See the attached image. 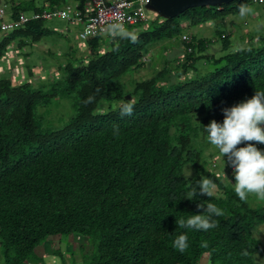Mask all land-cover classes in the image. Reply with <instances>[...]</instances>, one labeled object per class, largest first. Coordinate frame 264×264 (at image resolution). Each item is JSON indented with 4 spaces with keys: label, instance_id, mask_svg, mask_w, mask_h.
Wrapping results in <instances>:
<instances>
[{
    "label": "trees",
    "instance_id": "1",
    "mask_svg": "<svg viewBox=\"0 0 264 264\" xmlns=\"http://www.w3.org/2000/svg\"><path fill=\"white\" fill-rule=\"evenodd\" d=\"M36 1H42L40 8ZM72 1L82 8L84 0H30L11 11L16 17ZM251 1L191 9L178 17L185 18L187 29L195 28L237 16L239 6ZM158 17L135 37L124 27L125 33L113 32L106 45L101 37L88 40V56L68 54L51 81L41 80L49 72L39 73L36 85L28 82L31 73L18 85L0 78V264L264 261V245L254 237L264 225V203L251 195L239 200L231 167H225L227 175L208 169V158L219 153L203 128L211 120L222 121V107L264 91V30L247 34L235 47L216 27L211 40L191 37L185 45L177 18L160 23ZM49 34L41 23H29L2 36L0 59L10 41L39 44ZM212 41L220 43L219 56L208 53ZM158 47V59H148L160 66L154 78L133 79ZM167 47H175L177 54L165 59ZM201 62L203 73L197 67ZM63 103L72 110L69 116L63 110L65 119L50 118ZM126 104L130 113L124 111ZM200 177L217 185L214 194L186 200ZM209 202L224 212L215 217L217 227L189 230V248L183 253L174 249L172 241L185 232L175 219L199 214L197 204ZM57 238L71 240L63 253L52 242ZM47 244L53 263L35 252Z\"/></svg>",
    "mask_w": 264,
    "mask_h": 264
},
{
    "label": "clouds",
    "instance_id": "2",
    "mask_svg": "<svg viewBox=\"0 0 264 264\" xmlns=\"http://www.w3.org/2000/svg\"><path fill=\"white\" fill-rule=\"evenodd\" d=\"M69 3L70 2H64L63 5H70ZM148 11L153 12L150 9H148ZM28 12L29 11L22 13ZM251 12L252 9L245 4H241L238 8V14L241 17L251 14ZM12 17L14 18L13 14ZM67 32L68 28L64 33ZM1 34L8 35L6 33ZM132 34L134 37L138 35L135 33ZM186 36H189L191 39L190 35L186 34ZM212 42L216 44L215 41ZM86 43L82 45L84 48ZM145 59H148V55ZM145 59L143 62H145ZM179 59L182 60V55ZM124 111L130 113L131 105L126 104ZM221 113L223 116L221 122L211 120L207 126H203L204 131L207 133V142L218 150L219 155L224 159L225 163L232 168V180L234 181L232 186L239 200H246L250 194H256L259 199H264V148L261 146L264 145V91H255L251 98H246L230 107H222ZM238 145L243 146L237 147ZM210 165L208 169L214 171L215 165L211 163ZM186 174L188 178L191 176L189 166L186 170ZM216 187L217 185L212 180L200 177L198 181L196 180V184L187 190L186 200L194 201L196 197L200 196L211 197ZM197 208L202 209V212L199 214H184L186 218L180 220L175 219L177 227L185 229V232L177 235L172 241L173 248L181 253L189 248L187 235L189 230L208 231L214 229L217 227L215 217L224 215L223 210L212 202L207 203L205 206H201L198 203Z\"/></svg>",
    "mask_w": 264,
    "mask_h": 264
},
{
    "label": "rangeland",
    "instance_id": "3",
    "mask_svg": "<svg viewBox=\"0 0 264 264\" xmlns=\"http://www.w3.org/2000/svg\"><path fill=\"white\" fill-rule=\"evenodd\" d=\"M1 3H11V2H19V4H22L24 3L25 1L28 2L30 0H0ZM107 4L110 3V1L112 0H105ZM69 4H72L69 3ZM35 6L37 8H40L42 6V1H36L35 2ZM235 6V3H232V4H229V5H226V7H229V8H233ZM248 7H250L252 9V12L251 14L245 16V17H241L239 15L237 16H233L232 18L230 17V15L224 17V22H223V25H225V29L226 31H228L229 33H231L232 31H234V28H233V25L230 24L231 21H234L236 22L239 27H240V32L236 33L234 31V34L232 35V37L230 38V40L233 42V46H237V41L236 40V34L237 36L238 35H241V33H245V32H251V31H254L255 33L258 32V30L256 28H262L263 25L260 26V23L258 25H255L254 22L257 23L256 20H253V18H259L260 20H264V15H261L259 13V16L257 14V12L260 11V8L259 7H255V6H252V5H248ZM147 16L149 19H153V18H156L157 14H155L154 12H150V11H147ZM159 19V22L162 23L164 22V18L162 17H158ZM176 21L175 22H180V24H182V29H183V34H187V35H190L192 38H194L195 40H206V41H209L211 40L213 37V34H214V29H209V28H213V24L212 23H209L208 26L205 24V25H202V26H199V27H195V28H190V29H187L186 28V23H185V18L184 17H177V19H175ZM231 20V21H229ZM247 21V26L244 27L246 28L245 31L243 30V25L246 23ZM46 25H48V27L50 28H53V29H64L65 28V25L62 23V22H58V21H55L53 23H47ZM259 26V27H258ZM264 29H261L260 31H262ZM113 32H116V35H121V34H124L125 31H122V28H117L116 30L114 28H110L107 30L106 34H104L101 39H102V44H105L106 45V42L109 41V38L111 37V35L113 34ZM139 34V32H135V34ZM66 35L68 36L67 39L70 40V44H66V48H65V44L63 43V41H60V40H56L55 37H53V40H56L58 41L56 46L52 49V53L53 55L52 56H49V58L47 59H43L42 61H38V60H35V57H32L30 58L31 59V64H34V65H40V67H48L49 68V73L46 75V76H42L43 78L41 79L42 81H51L55 75H59V73H54L55 70L57 71V67H63V65L66 64L67 62V56L69 54L70 57L72 58H76V59H79V58H86L88 56L87 52H86V48H84V46H82L81 44H78V41L76 40L75 38V29L73 28H68V32L66 33ZM0 38H1V35H0ZM63 39V38H62ZM50 40H52V38H50ZM48 42L47 40H44L41 45L42 49L43 50H46L48 49V46H46L44 43ZM54 44V43H52ZM58 46H62L60 47L58 50L56 49V47ZM69 48H72V50L74 52H72V54H70V51H69ZM220 43L217 42L216 44L212 45L210 47V50L208 51L209 55H213V56H219L221 54L220 52ZM234 49V48H233ZM178 50L175 48V47H172V48H168L166 49V51H164L163 55L166 58H172L173 55L177 54ZM100 53H103V50H100ZM152 55V61L154 63L155 60L158 59L159 57V47L158 48H155L154 50H152V53L150 52L149 55H148V59L150 58V56ZM223 55V53H222ZM181 56V55H180ZM161 57V55H160ZM42 58V57H41ZM148 59H145V66L139 70V71H136L132 78L135 79V80H138V81H145V80H151L154 78L155 74L158 72V69L160 68V66L158 65H155L153 64L152 62H149ZM26 64H29L27 61H25V65ZM203 63H198L197 64V67H198V71L199 73H203L204 71V68L202 67ZM54 73V74H53ZM20 75V74H19ZM2 77V76H1ZM129 77H126L125 79L127 80ZM39 78H31L28 82L30 85H36L38 81H41ZM12 81V84L13 85H18L19 83H22L24 81H26V78H23L21 79L20 76H18L17 74H15V79H11ZM69 106L67 103H63V104H59L58 106H55L52 110H51V114H50V118H53V119H65L67 116H69V114L71 113V111L68 109ZM63 110H66L67 113L66 115L63 114ZM48 118V117H47ZM262 148H264V145H261ZM208 152H212V149H210V147L208 148ZM209 159V162L211 164H214L217 167H219V169H216L214 170V173L218 174L220 173V171L223 172V174L228 173V170H225V167H228V165L225 163V161L223 160L222 162V157L220 155H214L213 157H210L208 158ZM219 170V171H218ZM191 171V170H190ZM191 175H192V171H191ZM184 176H185V173H184ZM227 180H229V178L227 176H225ZM228 182V181H226ZM213 194H214V191H213ZM252 197H255L256 200H254V202H262L264 203V199H259L256 194H250ZM254 237L257 238L263 245H264V225L263 226H260L256 232L254 233ZM58 240H60V238H57L55 240H53L52 242H56L57 245L55 248H57L60 252H64L65 250V246L64 244L67 242V240H63V241H60V242H57ZM71 241V240H69ZM78 241V240H77ZM79 242V241H78ZM62 243V244H61ZM50 250V247H49V244L47 245H42L41 247H39L38 249L35 250L36 253H38V255H40L43 251H47V250ZM48 253V252H47ZM43 257L44 255L41 254ZM48 255H50L48 253ZM260 264H264V261H259Z\"/></svg>",
    "mask_w": 264,
    "mask_h": 264
},
{
    "label": "built area",
    "instance_id": "4",
    "mask_svg": "<svg viewBox=\"0 0 264 264\" xmlns=\"http://www.w3.org/2000/svg\"><path fill=\"white\" fill-rule=\"evenodd\" d=\"M148 4L149 0H114L109 4L105 0H87L82 9L63 5L52 10L19 13L14 18L5 6H0V32L10 34L31 22L61 21L67 28L75 29L76 39L83 45L90 39L102 37L110 28L128 27L132 33L144 30L153 20L147 16ZM252 4L263 5L264 0H252ZM180 41L188 45L191 39L182 35ZM190 52L187 49V53Z\"/></svg>",
    "mask_w": 264,
    "mask_h": 264
},
{
    "label": "crops",
    "instance_id": "5",
    "mask_svg": "<svg viewBox=\"0 0 264 264\" xmlns=\"http://www.w3.org/2000/svg\"><path fill=\"white\" fill-rule=\"evenodd\" d=\"M86 1L87 0H84V2L82 4V8L86 4ZM112 1H114V0H112ZM28 2L25 1L24 3H28ZM1 5H5L8 8L9 15H12L13 12L11 11V7L12 6H18L20 4L17 1L11 2V3H3V2L1 3V1H0V6ZM70 5L73 7L74 6H78V7L80 6V4L76 1H72V4H70ZM250 5L260 8V11L257 12L258 16H259V13L261 15H264V4L263 5H255V4H252V1H251ZM19 13H22V12H19ZM230 17L232 18L233 16H230ZM253 20L257 21V23L254 22L255 25H258L259 23H260V26L263 25L262 28H256L258 31H260L261 29H264V20H260L258 17L253 18ZM229 21H231V20H229ZM58 22H61V21H58ZM223 22H224V19L221 21H218L217 23L216 22H208V23H206V25L208 26L209 23H212L213 28H209V29H212V30L214 29V32H215V29L219 28L218 30L220 32L224 33L225 35H227L229 38L232 37V35L234 34V31L236 33L240 32V27L236 22H234V21L230 22V24H232L233 28H234V31H232L231 33L226 31L225 25H223ZM47 23H53V22H47ZM47 23H41V24H42L43 28L47 30L48 33L49 32L51 33V35L49 34V36L42 39L39 44H31V42L29 40L23 41V45L20 44V40H12L9 42V44L6 48V51L4 52V56L0 59V78L2 76V77L7 78L8 80L11 81V79L12 80L15 79V74H17L18 76L21 77V79H23L29 73H31L33 77L35 76V78H39V77H37V76H39V73L42 74V73L49 71L48 67L44 68V67H40V65L31 64L30 58L35 57V60H38V61H42L43 59H46V58L48 59L49 56L53 55L52 49L56 46V44L58 42L56 40L63 41V43L65 44V48H66V44L67 45L70 44V40L67 39L68 36L66 35V33L62 32V29L56 30V29L50 28V27H48V25H46ZM247 25L248 24L246 21V23L243 25V28L246 27ZM216 27H218V28H216ZM66 28H67V26H65L64 29H66ZM245 29L246 28H244L243 30L245 31ZM20 30H22V29H20ZM20 30H16L15 32H19ZM253 33H255V32L254 31L245 32V33H241V35H238V36L236 34V40H238L236 45L242 46L243 41L247 40V39H245L248 36L247 34H253ZM0 35H1V37L5 36L4 34H1V33H0ZM53 37H55L56 40H53ZM50 38H52V40H50ZM44 40L48 41V42L44 43L46 46H48V49H46V50H43L42 47L39 46V45H41V43ZM1 42H2V40L0 38V43ZM230 42H231V44H233V42L231 40H230ZM52 43H54V44H52ZM60 47H62V46H58V47H56V49L58 50ZM180 57L181 56H179V58ZM25 61H27L29 64L25 65ZM11 83H12V81H11ZM70 242L71 241L67 240V242L64 244V246H65L64 251H66L68 249ZM49 247H50V250L48 249L47 251H43L41 253L44 255V257L46 259H49V258L52 259V257H51V245ZM47 252L50 255H48ZM61 253H63V252L61 251ZM53 262H54V259H52V263ZM198 264H209V262L206 258H202Z\"/></svg>",
    "mask_w": 264,
    "mask_h": 264
},
{
    "label": "water",
    "instance_id": "6",
    "mask_svg": "<svg viewBox=\"0 0 264 264\" xmlns=\"http://www.w3.org/2000/svg\"><path fill=\"white\" fill-rule=\"evenodd\" d=\"M235 1L237 0H149L147 8L159 17L172 20L191 9L219 7Z\"/></svg>",
    "mask_w": 264,
    "mask_h": 264
}]
</instances>
